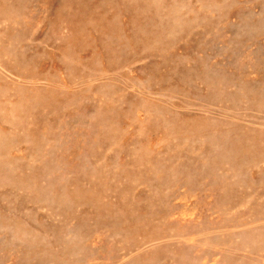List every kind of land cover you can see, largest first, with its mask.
Here are the masks:
<instances>
[{
	"label": "rangeland",
	"instance_id": "374dc122",
	"mask_svg": "<svg viewBox=\"0 0 264 264\" xmlns=\"http://www.w3.org/2000/svg\"><path fill=\"white\" fill-rule=\"evenodd\" d=\"M0 264H264V0H0Z\"/></svg>",
	"mask_w": 264,
	"mask_h": 264
}]
</instances>
